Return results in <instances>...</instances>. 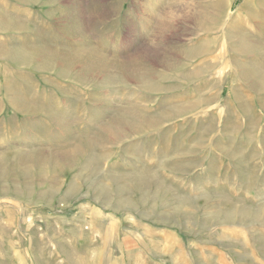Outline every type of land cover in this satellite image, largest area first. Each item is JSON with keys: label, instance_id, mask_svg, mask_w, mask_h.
I'll return each instance as SVG.
<instances>
[{"label": "rangeland", "instance_id": "374dc122", "mask_svg": "<svg viewBox=\"0 0 264 264\" xmlns=\"http://www.w3.org/2000/svg\"><path fill=\"white\" fill-rule=\"evenodd\" d=\"M263 75L264 0H0V264H264Z\"/></svg>", "mask_w": 264, "mask_h": 264}, {"label": "bare ground", "instance_id": "6f19581e", "mask_svg": "<svg viewBox=\"0 0 264 264\" xmlns=\"http://www.w3.org/2000/svg\"><path fill=\"white\" fill-rule=\"evenodd\" d=\"M255 73V72H254ZM255 76H256V74H255ZM258 77V76H257ZM263 77H264V75H263Z\"/></svg>", "mask_w": 264, "mask_h": 264}]
</instances>
